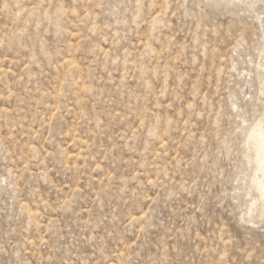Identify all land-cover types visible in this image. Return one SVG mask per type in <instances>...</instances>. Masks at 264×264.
Wrapping results in <instances>:
<instances>
[{"label": "rangeland", "instance_id": "374dc122", "mask_svg": "<svg viewBox=\"0 0 264 264\" xmlns=\"http://www.w3.org/2000/svg\"><path fill=\"white\" fill-rule=\"evenodd\" d=\"M261 185L264 0H0V264H264Z\"/></svg>", "mask_w": 264, "mask_h": 264}, {"label": "snow or ice", "instance_id": "6c2138e0", "mask_svg": "<svg viewBox=\"0 0 264 264\" xmlns=\"http://www.w3.org/2000/svg\"><path fill=\"white\" fill-rule=\"evenodd\" d=\"M260 193H261V196L264 197V185H261V187H260Z\"/></svg>", "mask_w": 264, "mask_h": 264}]
</instances>
